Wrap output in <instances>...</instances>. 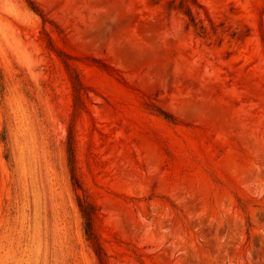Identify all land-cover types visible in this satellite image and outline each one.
<instances>
[{"label": "rangeland", "instance_id": "374dc122", "mask_svg": "<svg viewBox=\"0 0 264 264\" xmlns=\"http://www.w3.org/2000/svg\"><path fill=\"white\" fill-rule=\"evenodd\" d=\"M0 264H264V0H0Z\"/></svg>", "mask_w": 264, "mask_h": 264}, {"label": "trees", "instance_id": "16d2710c", "mask_svg": "<svg viewBox=\"0 0 264 264\" xmlns=\"http://www.w3.org/2000/svg\"><path fill=\"white\" fill-rule=\"evenodd\" d=\"M186 15L190 16L189 11H187ZM81 212H82V217L84 220V223H83L84 232H85L87 238L90 239L92 237V234H93V232H92V215L88 212H84L83 210H81Z\"/></svg>", "mask_w": 264, "mask_h": 264}]
</instances>
